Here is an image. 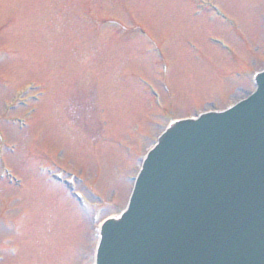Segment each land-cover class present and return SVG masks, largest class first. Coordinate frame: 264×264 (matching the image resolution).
Masks as SVG:
<instances>
[{
  "label": "rangeland",
  "instance_id": "rangeland-1",
  "mask_svg": "<svg viewBox=\"0 0 264 264\" xmlns=\"http://www.w3.org/2000/svg\"><path fill=\"white\" fill-rule=\"evenodd\" d=\"M88 4L98 21L119 19L128 29H140L150 44L138 30L99 25L93 34L92 26L77 23L76 0H0V111L23 103L18 92L28 97H32L28 90L35 93L34 114L23 129L0 123L2 129L7 126L3 143L19 146L13 155L3 154L2 161L0 157L1 167L22 180L10 189L0 182L5 188L0 189V201L4 200L0 222L5 221L4 226L0 223V264H92L89 223L77 214L68 186L57 182L73 203L43 171H63L76 190L82 189L76 186L79 175L88 189L96 186L93 196L84 189L85 200L115 203L108 214L121 210L128 178L161 131L154 126L136 137L133 123L142 121L139 114L155 100L167 98L163 85L168 86L174 107L175 102L183 103L171 110L184 117L200 109L221 108L230 97L226 104L244 97L254 88L252 72L247 76L241 72L246 63L253 72L264 67V59L250 56L257 45L253 36L264 41L260 24L264 0L212 3L224 14L220 20L202 10L193 14L200 3L190 0H89ZM78 5L84 7L82 2ZM61 11L66 15L62 17ZM226 19L240 25L245 40L229 36ZM239 49L244 64L240 59L233 63ZM151 114V123L161 122ZM145 119L151 121L148 115ZM128 145L132 151L127 152ZM116 192L121 195L118 200ZM82 254H88V262Z\"/></svg>",
  "mask_w": 264,
  "mask_h": 264
},
{
  "label": "water",
  "instance_id": "water-1",
  "mask_svg": "<svg viewBox=\"0 0 264 264\" xmlns=\"http://www.w3.org/2000/svg\"><path fill=\"white\" fill-rule=\"evenodd\" d=\"M257 83L235 111L163 135L128 211L104 224L97 264H264V179L245 199L264 175V73Z\"/></svg>",
  "mask_w": 264,
  "mask_h": 264
}]
</instances>
